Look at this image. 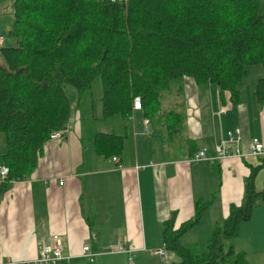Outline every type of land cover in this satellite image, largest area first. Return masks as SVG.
<instances>
[{
  "label": "trees",
  "instance_id": "16d2710c",
  "mask_svg": "<svg viewBox=\"0 0 264 264\" xmlns=\"http://www.w3.org/2000/svg\"><path fill=\"white\" fill-rule=\"evenodd\" d=\"M8 2L16 45L0 48V134L6 135L2 166L7 185L27 180L38 166L51 135L65 130L74 113L67 88L83 94L101 77L104 116L130 117L141 97L148 118L162 106L163 93L177 80L215 84L239 100L240 84L251 66L264 69V13L260 0H0ZM255 97L264 104V75ZM169 132L181 129L183 115L167 112ZM100 154L123 147L121 136L99 133ZM264 163L252 167L242 204L214 226L205 250L183 244L212 204L197 201L195 215L176 227L164 223L165 249L175 264H246L233 240L264 202L255 179Z\"/></svg>",
  "mask_w": 264,
  "mask_h": 264
},
{
  "label": "crops",
  "instance_id": "0c3cea01",
  "mask_svg": "<svg viewBox=\"0 0 264 264\" xmlns=\"http://www.w3.org/2000/svg\"><path fill=\"white\" fill-rule=\"evenodd\" d=\"M261 6L260 0L264 13ZM257 68L251 66L245 77L255 71L259 78L250 86L242 81L236 101L215 84L178 80L163 93L159 112L149 118L150 129L155 117L162 121L151 133L145 130L148 117L143 110H134L130 117H105L100 124L92 121L85 128L74 104L69 129L61 140L46 143L27 180L7 185L0 177V264H34L43 243L52 242L55 234L62 238L65 258L51 264H175L168 262L167 253L154 252L166 250L164 223L175 214L179 227L195 215L197 201L212 200L201 222L182 239L190 235V243L198 245L196 233L207 216H213L207 227L212 232L232 205L244 201L252 167L264 163V155L250 154L253 138L264 143V104L254 93L264 69ZM171 111L180 112L183 120L181 129L168 136L165 115ZM237 128L242 129V141L227 142L235 154L218 158L216 146ZM158 131H163L161 138L154 137ZM99 133L121 136L123 147L112 156L100 154L95 145ZM202 149L207 159L194 160ZM255 185L264 190V167ZM116 243L129 251L109 252ZM232 243L246 254V264H264V202L241 224ZM87 245L95 260L83 255Z\"/></svg>",
  "mask_w": 264,
  "mask_h": 264
},
{
  "label": "rangeland",
  "instance_id": "374dc122",
  "mask_svg": "<svg viewBox=\"0 0 264 264\" xmlns=\"http://www.w3.org/2000/svg\"><path fill=\"white\" fill-rule=\"evenodd\" d=\"M261 1H262L261 7L263 8L264 0H261ZM7 5H10V3L1 1L0 2V6L2 9L1 11L3 12L12 11V9L10 7L8 8ZM13 22H14V14L12 15L11 13L10 14L9 13L0 14V34L5 36V41L0 46V48L4 46L16 45L15 37L10 34V30L12 29ZM3 62H4L3 58L0 55V63H3ZM255 66L259 67L257 69H263L261 65H255ZM262 75H263V72L261 76ZM256 78H259V77L255 76V71H254L253 73L250 74V76H248L247 78L245 77L243 81H246V85L250 86V82L255 81ZM177 81L175 83H178ZM67 92L72 102L76 105L77 104L79 105V108L82 112V120H83L85 128L89 127L92 121H96L98 124L103 122L102 118H105L104 113H103L104 103L102 100L103 94H104V88H103L101 77H97L93 83V87L83 94H78L77 90L71 86L67 88ZM157 123H160V125L162 124V121L159 116L153 119L152 124H151L152 130H155ZM162 133L163 131H160V132L158 131L156 132L154 137L161 138ZM166 133L168 136H171L172 133L173 135H175L176 132H169L168 130L166 131ZM178 137L182 139L183 134H181ZM5 150H6V135L4 133H1L0 134V161H1V156L3 155L2 153H4ZM212 217L213 216H207V219L204 220V222L199 226L198 228L199 230L196 233L197 236L195 237V241H197L198 247L201 251L205 250L206 243L211 236V231H209V228L207 227H208L209 221L211 220L210 218ZM190 238H191L190 235L184 238V241L182 240L183 244L192 245V243H190ZM191 240H194V239H191ZM165 251L167 253L166 259L168 260V262L178 261V256L174 252L168 251V250H165ZM95 259L96 258H94V260Z\"/></svg>",
  "mask_w": 264,
  "mask_h": 264
},
{
  "label": "built area",
  "instance_id": "2783aa9c",
  "mask_svg": "<svg viewBox=\"0 0 264 264\" xmlns=\"http://www.w3.org/2000/svg\"><path fill=\"white\" fill-rule=\"evenodd\" d=\"M119 1H127V0H119ZM5 36L0 34V46L4 43ZM142 109V100L141 97H136L134 99V110H141ZM225 111V107L222 108L221 112ZM150 120L149 118L145 119V130L151 133V129L149 126ZM70 124L67 125L65 130H60L54 132L51 137V140H61L66 131L69 129ZM243 139V132L241 128H237L235 131L229 133V139L223 141L221 144L216 146V151L218 153V158H227L233 156L228 146L227 142L231 143H240ZM239 149L236 151V155H238ZM250 154L253 156H261L264 155V143L260 141L258 138H253L250 142ZM207 159L206 157V149H202L198 151L195 156L194 160H204ZM114 160L117 161L118 158L114 157ZM9 174V168L7 166H2L0 170V177L1 180L4 182L7 180ZM129 250L125 248L122 243L111 244L109 246V252L111 253H119V252H128ZM156 254L161 256L166 255V251L164 249H160L154 251ZM83 255L89 258L90 260H94L96 254L91 250L90 246L83 247ZM65 257L63 255V242L62 238L59 234H55L53 236L52 242H45L42 245L41 252L39 258L34 262V264H51L56 263L60 260H63ZM133 262L132 258L130 259ZM3 264H18L16 261H9Z\"/></svg>",
  "mask_w": 264,
  "mask_h": 264
}]
</instances>
